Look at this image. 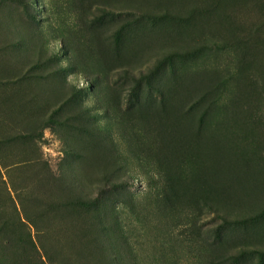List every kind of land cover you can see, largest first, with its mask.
I'll return each instance as SVG.
<instances>
[{
	"label": "rangeland",
	"instance_id": "obj_1",
	"mask_svg": "<svg viewBox=\"0 0 264 264\" xmlns=\"http://www.w3.org/2000/svg\"><path fill=\"white\" fill-rule=\"evenodd\" d=\"M0 264H264V0H0Z\"/></svg>",
	"mask_w": 264,
	"mask_h": 264
}]
</instances>
